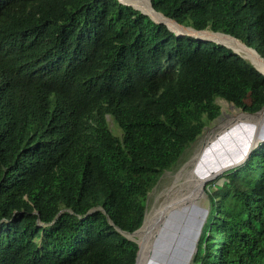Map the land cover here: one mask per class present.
<instances>
[{
  "label": "trees",
  "instance_id": "trees-1",
  "mask_svg": "<svg viewBox=\"0 0 264 264\" xmlns=\"http://www.w3.org/2000/svg\"><path fill=\"white\" fill-rule=\"evenodd\" d=\"M264 57V0H151ZM264 74L119 0H0V264H134L149 192ZM210 187L191 264H264V142Z\"/></svg>",
  "mask_w": 264,
  "mask_h": 264
},
{
  "label": "bare ground",
  "instance_id": "bare-ground-1",
  "mask_svg": "<svg viewBox=\"0 0 264 264\" xmlns=\"http://www.w3.org/2000/svg\"><path fill=\"white\" fill-rule=\"evenodd\" d=\"M132 3L136 7L150 13L153 18L159 21H167L173 30L183 29L195 33L192 29H185L173 20L166 18L163 14L156 12L149 0H123ZM204 38L214 39L228 45L244 58L251 61L260 71L264 73V59L256 49L247 46L240 39L220 33H212L211 30L200 33ZM240 54V55H241ZM233 114H226L221 119L217 127V132L208 137L204 146L191 162V169L185 176L182 189L174 193L166 202L153 214L148 215L140 231L135 235L139 237L140 254L137 264H165L169 254L173 253L179 243L175 218L179 215H191L194 220L199 221V209L201 198L204 194V186L208 180L218 174L224 168L232 165L229 163H219L221 153L226 149V145L234 137L232 132L238 131L240 126H249L250 143L245 152L246 156L254 140L259 141L264 137V108L256 113H245L236 110ZM244 124V125H243ZM243 128V127H242ZM209 131V130H208ZM232 134V135H231ZM208 135V134H207ZM209 136V135H208ZM225 152V151H224ZM223 152V153H224ZM233 162V161H232ZM237 163V162H236ZM234 163V164H236ZM187 219V217H186ZM179 224V221H177ZM188 233V232H187ZM183 239L189 241L188 236ZM191 245V244H190ZM195 244L188 249V255L184 264H189L195 251ZM170 251L166 254L164 252Z\"/></svg>",
  "mask_w": 264,
  "mask_h": 264
},
{
  "label": "rangeland",
  "instance_id": "rangeland-1",
  "mask_svg": "<svg viewBox=\"0 0 264 264\" xmlns=\"http://www.w3.org/2000/svg\"><path fill=\"white\" fill-rule=\"evenodd\" d=\"M244 59L253 65V63L247 58ZM217 103L221 107V112H224L222 114V118L220 117L221 119L225 118L226 114H233L235 112L232 104L226 100L218 98ZM236 110L244 112L240 108H236ZM220 118L207 125L199 138L188 149H186L178 163L172 169L166 170L162 174L158 183L149 192L146 217L148 215H153L166 202V200H168L178 190L182 189L185 182V176L191 169V162L204 146V143L207 141L208 137H211L217 132V127L220 124ZM232 134H234V137L231 139V142L226 145V149L224 150L225 152L223 151L224 153H221V160L218 161L219 163H229L233 165L236 162H241L245 158L244 155L250 143L249 138L251 137L249 126H240L238 131L235 133L232 132ZM262 142H264V137L257 142V146H259ZM222 173H220L215 178L208 180L204 186L205 191L201 198V207H198L200 215L198 216L200 218L199 221L197 219H192L190 217L191 215L187 216L186 214L180 217L177 215L178 217L175 218L176 228L178 227L179 230L177 235L180 241L173 250V253L168 255L170 256L168 260L164 259L165 264H184L188 255V249H191L194 244L196 249L210 211V187H212L214 181H217V183L222 182V180L219 179ZM177 221H179V224ZM184 236H188L189 241L187 239H183ZM130 237L136 241L139 239V237L135 234L130 235ZM164 253L168 254L170 251H166ZM191 263L192 259L189 264Z\"/></svg>",
  "mask_w": 264,
  "mask_h": 264
},
{
  "label": "water",
  "instance_id": "water-1",
  "mask_svg": "<svg viewBox=\"0 0 264 264\" xmlns=\"http://www.w3.org/2000/svg\"><path fill=\"white\" fill-rule=\"evenodd\" d=\"M121 3H124V4H126V5H130V6H133L134 8H136V9H138V10H140L141 12H143L144 14H147L148 16H150V18L151 19H153L155 22H157V23H163V24H165L172 32H174L176 35H178V36H185V35H188V36H193V37H195L196 39H199V40H202V41H214V42H216V43H218V44H221V45H225V44H223V43H221V42H218V41H216V40H214V39H207V38H204L200 33H202V32H205V31H208V29H201V30H198V29H195L194 27H191V26H185V25H183V24H180L179 22H177L176 20H174V19H172V18H169V17H167L166 15H164L163 13H161V12H159V11H156V12H159V13H161V14H163L166 18H168V19H170V20H173L176 24H178L179 26H181V27H183V28H185V29H192V30H194V32L195 33H192V32H188V31H185V30H183V29H179V30H173L172 29V27L170 26V24L167 22V21H159V20H156L155 18H153L152 17V15L150 14V13H148V12H146V11H144V10H142V9H140V8H138V7H136L135 5H133L132 3H129V2H126V1H123V0H119ZM149 2H150V4L152 5V1L151 0H149ZM152 7H153V5H152ZM154 8V7H153ZM154 10H155V8H154ZM212 33H220V34H224V35H229V36H231V37H234V36H232V35H230V34H226V33H222V32H214V31H211ZM234 38H236V37H234ZM236 39H238V38H236ZM225 46H227L228 48H231V47H229L228 45H225ZM232 49V48H231ZM254 49V48H253ZM234 52H236L234 49H232ZM237 54H239L238 52H236ZM240 55V54H239ZM240 56H242V55H240ZM243 57V56H242ZM244 58V57H243ZM262 58L264 59V57L262 56ZM253 66L258 70V71H260L254 64H253ZM261 73H263L262 71H260ZM264 74V73H263ZM232 104V106L233 107H236V105L234 104V103H231ZM237 108V107H236ZM264 108V106L262 107V109ZM261 109V110H262ZM259 112V111H258ZM224 112L222 111L221 113H220V115L214 120V121H216L217 119H219L220 117H222V114H223ZM206 128V127H205ZM204 128V129H205ZM257 142L258 141H256V140H254L253 141V143L251 144V147L249 148V150H248V152H247V154H246V156H245V158L241 161V162H238V163H236V164H233V165H231V166H228V167H226V168H224L223 170H221L218 174H216L214 177H212L211 179H213V178H215L216 176H218L220 173H222V172H225L226 170H229V169H231V168H234V167H236V166H239L241 163H243L249 156H250V154H251V152L256 148V146H257ZM145 219H146V216H145ZM144 223H145V220H144V222H143V224H142V226L139 228V229H137L136 231H134V232H132V233H127V232H124V231H121L123 234H125L128 238H130V239H132L131 237H130V235H133V234H136L138 231H140L141 229H142V227H143V225H144ZM132 240H134V241H136L135 239H132ZM137 243H138V246H139V249H138V253H137V258H136V262L134 263V264H137V262H138V259H139V254H140V243L138 242V241H136ZM197 251V247H196V249H195V251H194V253Z\"/></svg>",
  "mask_w": 264,
  "mask_h": 264
}]
</instances>
